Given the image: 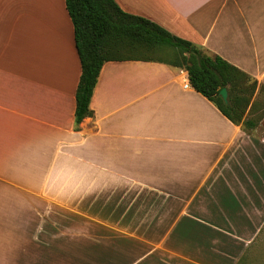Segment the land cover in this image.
Wrapping results in <instances>:
<instances>
[{
    "label": "crops",
    "instance_id": "1",
    "mask_svg": "<svg viewBox=\"0 0 264 264\" xmlns=\"http://www.w3.org/2000/svg\"><path fill=\"white\" fill-rule=\"evenodd\" d=\"M116 2L264 84V0ZM81 72L66 0H0V264H238L264 108L235 123L185 69L107 61L76 128Z\"/></svg>",
    "mask_w": 264,
    "mask_h": 264
},
{
    "label": "trees",
    "instance_id": "2",
    "mask_svg": "<svg viewBox=\"0 0 264 264\" xmlns=\"http://www.w3.org/2000/svg\"><path fill=\"white\" fill-rule=\"evenodd\" d=\"M82 72L76 90L75 127L93 116L91 100L107 61L165 62L188 71L191 85L235 123L244 120L258 80L218 54H209L157 22L123 10L116 0H66ZM227 87L225 101L219 91Z\"/></svg>",
    "mask_w": 264,
    "mask_h": 264
},
{
    "label": "rangeland",
    "instance_id": "3",
    "mask_svg": "<svg viewBox=\"0 0 264 264\" xmlns=\"http://www.w3.org/2000/svg\"><path fill=\"white\" fill-rule=\"evenodd\" d=\"M256 91L255 94L252 97V118L257 119L258 112L257 106L260 105V110L264 108V84H260L259 82L256 84ZM262 113V111L260 112ZM256 236L252 240V245L246 251L244 256L242 255V258L238 262V264H264V223L261 226L260 231L258 234H255ZM100 258V261L98 259ZM105 256H97L94 257V262H100L103 263V261H106ZM85 263V262H82Z\"/></svg>",
    "mask_w": 264,
    "mask_h": 264
},
{
    "label": "water",
    "instance_id": "4",
    "mask_svg": "<svg viewBox=\"0 0 264 264\" xmlns=\"http://www.w3.org/2000/svg\"><path fill=\"white\" fill-rule=\"evenodd\" d=\"M219 95H220L225 101H228L229 94H228L227 87H223L222 89H220V91H219Z\"/></svg>",
    "mask_w": 264,
    "mask_h": 264
}]
</instances>
